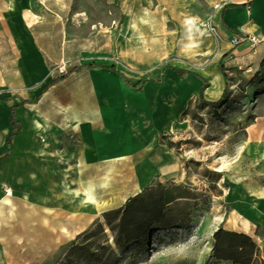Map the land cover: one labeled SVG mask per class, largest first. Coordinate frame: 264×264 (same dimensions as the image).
<instances>
[{
  "label": "rangeland",
  "instance_id": "rangeland-1",
  "mask_svg": "<svg viewBox=\"0 0 264 264\" xmlns=\"http://www.w3.org/2000/svg\"><path fill=\"white\" fill-rule=\"evenodd\" d=\"M105 1L71 0L73 10L97 17ZM116 1V8L109 9L114 21L85 24L84 33L91 26L98 33L95 50L114 56L123 75L148 82L116 111L124 138L135 141V155L91 166L69 160L68 183L50 194L52 205L56 196H66L61 215L55 209L45 215L39 204L15 200V216L8 217L15 222V256L9 249L6 264H61L78 235L98 223L105 227V212L157 185L176 187L189 198L166 208L142 249L113 246L107 264H231L212 258V235L218 228L255 231V220L242 202L252 205L246 194L264 188V159L250 152V129L264 126V53H254V48L221 55L226 81L221 77L217 93L209 97L210 75L220 72L216 59L222 48L213 22L220 5L211 0H132L129 24L124 23L123 0ZM237 48L241 52L245 46ZM187 84L193 89L183 90ZM147 160L148 172L143 169ZM161 163L173 174H161ZM66 220L72 224L61 223Z\"/></svg>",
  "mask_w": 264,
  "mask_h": 264
},
{
  "label": "crops",
  "instance_id": "crops-1",
  "mask_svg": "<svg viewBox=\"0 0 264 264\" xmlns=\"http://www.w3.org/2000/svg\"><path fill=\"white\" fill-rule=\"evenodd\" d=\"M211 2L220 5L221 10L226 4L236 5L214 16L222 48L216 59L218 66L220 56L228 51L230 56H236L252 49L245 46L237 52L238 48L230 45L235 34L256 37L260 43L254 53H264V0H245V4L239 0ZM116 4V0H106L102 16L97 17L90 12L73 10L71 0H0V264H6L9 249L15 256V222L10 223L8 218L15 216V200L39 204L45 215H51L53 209L55 215H61L62 199L65 203L66 196H56L52 205L50 194H57L62 183H68L69 160L91 166L134 157L129 151L102 159L93 157L92 152L96 150L93 142L96 134L110 136L112 140L117 135L127 147L135 144L133 138H124L116 111L148 84L141 77L123 75L116 67L114 56L93 48V38L98 33L91 26L86 27L87 35L84 33L85 24L114 21V12L109 9L114 10ZM121 4L124 23H132V0H123ZM124 56L131 62L130 54ZM61 63L67 65V72L75 67L85 68L59 78L56 66ZM90 65L103 67H87ZM216 76L221 80V72ZM53 79L56 82L48 86ZM122 79L132 85L142 81L143 87L140 91L133 90ZM33 99L36 102H27ZM13 108L20 127L17 132L10 124ZM250 130L253 137L250 152L252 157L262 160L264 126ZM14 132L7 155V141ZM133 146L135 152L136 146ZM246 195L244 198L253 204L242 202V205L250 209V216L255 220L252 234L259 231L260 236L249 234V227L238 231L257 239L264 261V188L253 187ZM6 198L9 204L3 202Z\"/></svg>",
  "mask_w": 264,
  "mask_h": 264
},
{
  "label": "trees",
  "instance_id": "trees-1",
  "mask_svg": "<svg viewBox=\"0 0 264 264\" xmlns=\"http://www.w3.org/2000/svg\"><path fill=\"white\" fill-rule=\"evenodd\" d=\"M235 6L226 4L222 7L221 12ZM226 54L222 55V58ZM261 64L264 65V58L261 60ZM87 67L100 68L103 66L90 65ZM80 68L85 67H75L66 74ZM105 68L113 70L112 67ZM219 70L226 81L225 69L221 60L219 61ZM65 75H60L59 78H64ZM119 76L122 78L120 74ZM122 80L133 90L140 91L143 87L142 81L132 85L128 81ZM55 82L56 79L51 80L48 86ZM223 97L224 92L218 101H221ZM36 100L33 99L27 102L34 103ZM10 124L16 128L15 132L19 130V124L15 121L14 108L11 111ZM15 132L8 138L7 155L10 154L11 150L10 138ZM177 190L176 187L171 185L150 187L126 201L123 207L105 212L103 214L105 227L98 223L78 235L77 240L66 251L61 264H107L109 257L113 254V246L124 249L129 245H133L137 249H142L153 227L164 220L166 208L174 204L177 199L189 198V193H181ZM212 238V258L215 261L231 264H264L259 247L249 235L218 228L213 233Z\"/></svg>",
  "mask_w": 264,
  "mask_h": 264
},
{
  "label": "bare ground",
  "instance_id": "bare-ground-1",
  "mask_svg": "<svg viewBox=\"0 0 264 264\" xmlns=\"http://www.w3.org/2000/svg\"><path fill=\"white\" fill-rule=\"evenodd\" d=\"M221 85V80L216 76V74H213V72L210 75V87L208 88V92L207 95L209 97H212L213 95H215L219 89ZM191 89V85L187 84L183 86V90H189ZM125 111H128V108L126 107ZM94 145L96 146V150H92V152L94 151V155L93 157H97V158H112V157H118L126 152L132 151L133 156L135 155L134 149H133V145L136 144H130L129 147H127V145H125L120 138H118L117 135H115L114 139L112 140V138L110 136H103V135H95L94 136ZM131 149V150H130ZM91 150L89 151V153H92ZM159 158V157H158ZM151 161L147 160V162L144 164L143 169L148 172L150 170V164ZM162 165V163H161ZM160 173L165 175V176H170L171 174H173V170L171 169L170 166L167 165H162L160 167ZM147 181H151V177L147 178ZM88 199H92L89 195H87ZM3 202L5 204H9L10 201L8 198L4 199ZM240 215V214H239ZM243 215V213L241 212V216ZM246 220V218H245ZM62 224H65L66 226L72 224L71 221L66 220L61 222ZM74 224V223H73ZM64 225V226H65ZM63 226V227H64Z\"/></svg>",
  "mask_w": 264,
  "mask_h": 264
},
{
  "label": "built area",
  "instance_id": "built-area-1",
  "mask_svg": "<svg viewBox=\"0 0 264 264\" xmlns=\"http://www.w3.org/2000/svg\"><path fill=\"white\" fill-rule=\"evenodd\" d=\"M240 4H245V0H239ZM209 31L212 34H215V29L213 27H209ZM260 43L259 39L254 36H250L244 33L235 34L230 39V45L232 47L238 46H247L254 49ZM56 71L59 75H65L67 73V65L65 63H61L56 66Z\"/></svg>",
  "mask_w": 264,
  "mask_h": 264
}]
</instances>
